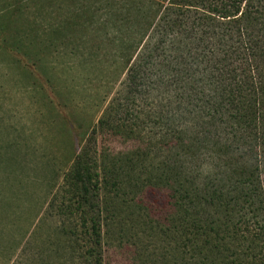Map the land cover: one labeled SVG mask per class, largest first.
Returning a JSON list of instances; mask_svg holds the SVG:
<instances>
[{
	"label": "rangeland",
	"instance_id": "obj_1",
	"mask_svg": "<svg viewBox=\"0 0 264 264\" xmlns=\"http://www.w3.org/2000/svg\"><path fill=\"white\" fill-rule=\"evenodd\" d=\"M134 1L141 0H0V264H80L83 227L79 213L66 210L78 203L66 175L124 79L98 38L101 19L110 18L100 6L109 2L115 12ZM97 147L108 180L105 264L246 258L227 245L219 224L189 229L191 217L176 212L183 188L174 194L176 172L168 174L164 157L108 132ZM258 244L261 252L246 264H264V241Z\"/></svg>",
	"mask_w": 264,
	"mask_h": 264
},
{
	"label": "trees",
	"instance_id": "obj_2",
	"mask_svg": "<svg viewBox=\"0 0 264 264\" xmlns=\"http://www.w3.org/2000/svg\"><path fill=\"white\" fill-rule=\"evenodd\" d=\"M100 7L110 18L101 19L98 38L124 79L66 175L78 198L76 208L66 210L78 212L83 227L80 264H105L108 180L97 147L103 132L140 140L164 157L168 174L176 172L174 194L183 188L176 212L191 217L189 229L219 224L227 245L246 255L232 264L248 263L264 241V0H141L115 12L109 2ZM86 197L91 209H84Z\"/></svg>",
	"mask_w": 264,
	"mask_h": 264
}]
</instances>
